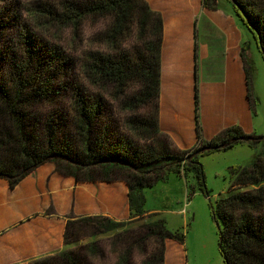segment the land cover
Here are the masks:
<instances>
[{
	"label": "trees",
	"instance_id": "trees-1",
	"mask_svg": "<svg viewBox=\"0 0 264 264\" xmlns=\"http://www.w3.org/2000/svg\"><path fill=\"white\" fill-rule=\"evenodd\" d=\"M229 1L264 57V0ZM203 5L216 10L219 0ZM89 24L104 28L86 37ZM163 37V17L146 0H0V178L14 188L53 162L78 183L129 187L132 222L101 220L83 246L70 222L75 248L30 264H135L137 251L142 264H165L167 241L186 235L147 215L145 190L176 174L209 196L201 158L242 143L263 150L229 169L231 188L213 209L219 251L224 264H264V136L233 126L204 139L197 83V143L179 149L160 128ZM242 58L250 83L245 44Z\"/></svg>",
	"mask_w": 264,
	"mask_h": 264
},
{
	"label": "crops",
	"instance_id": "crops-1",
	"mask_svg": "<svg viewBox=\"0 0 264 264\" xmlns=\"http://www.w3.org/2000/svg\"><path fill=\"white\" fill-rule=\"evenodd\" d=\"M146 1L164 22L161 130L181 150L196 146L195 91L199 79L204 139L211 140L233 126L252 135L242 58L243 28L233 12L223 10L220 4L219 9H208L203 0ZM202 62L205 75L201 74ZM168 180L180 190L182 181L187 187L186 180L176 174ZM184 204L178 213L188 215L190 204ZM146 211L147 215L160 214L157 209ZM104 219L132 222L125 182L78 183L60 174L51 162L14 188L0 178V264H30L74 249L66 242L68 223L74 224L71 230L79 242L82 234L94 239ZM183 244L167 241L165 264H187Z\"/></svg>",
	"mask_w": 264,
	"mask_h": 264
},
{
	"label": "rangeland",
	"instance_id": "rangeland-1",
	"mask_svg": "<svg viewBox=\"0 0 264 264\" xmlns=\"http://www.w3.org/2000/svg\"><path fill=\"white\" fill-rule=\"evenodd\" d=\"M25 1L26 0H24V2ZM53 1L59 2L60 0ZM219 4L223 10L229 9L231 13L233 12L232 3L229 0H219ZM232 14H234V12ZM103 28V24L95 26L89 24L85 27V36L90 37ZM242 44H245L247 58L249 60V65L251 66L250 83L248 80L247 82L248 99L252 113L251 120L254 131L252 135L264 136V57L258 49L255 38L246 27H243ZM200 68L201 74L205 75L207 69H204L203 62L200 65ZM198 86L201 117L199 79ZM250 94L252 99L250 98ZM262 150L263 146L261 143L256 146H251L248 143H242L236 145L228 151H219L214 153V155L212 154L208 157L201 158L205 168L209 196H206L199 188L195 177L190 179L191 186L195 188L194 192L192 191V188L188 189L183 181V187L182 190H180L169 180L160 181L154 187L146 190L145 195L147 202L145 209H157L160 212V216L166 220L170 231H181L185 233L186 237L183 245L187 256V264H224V259L219 251V229L217 222L213 217V209L217 207V203L220 199L227 196L231 188V177L229 172L230 167L234 165L249 164L255 155L260 153ZM186 202L190 204L188 207V215H181L178 213V209L181 206H184L185 208L184 203ZM82 236L81 241L77 244L78 246H83L91 240L86 238L83 234ZM148 247L150 249L152 246L149 245ZM106 248L109 258L111 260H115L118 255H116L114 251L110 250L108 245ZM146 258L147 255H143L137 251L134 260L135 264H142Z\"/></svg>",
	"mask_w": 264,
	"mask_h": 264
},
{
	"label": "water",
	"instance_id": "water-1",
	"mask_svg": "<svg viewBox=\"0 0 264 264\" xmlns=\"http://www.w3.org/2000/svg\"><path fill=\"white\" fill-rule=\"evenodd\" d=\"M234 2V0H232ZM260 139H263L262 137H260Z\"/></svg>",
	"mask_w": 264,
	"mask_h": 264
},
{
	"label": "built area",
	"instance_id": "built-area-1",
	"mask_svg": "<svg viewBox=\"0 0 264 264\" xmlns=\"http://www.w3.org/2000/svg\"><path fill=\"white\" fill-rule=\"evenodd\" d=\"M186 204H188V202H186ZM187 206V205H186Z\"/></svg>",
	"mask_w": 264,
	"mask_h": 264
}]
</instances>
